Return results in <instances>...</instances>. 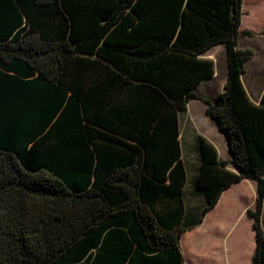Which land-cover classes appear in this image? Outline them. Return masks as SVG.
Here are the masks:
<instances>
[{
  "label": "trees",
  "instance_id": "trees-1",
  "mask_svg": "<svg viewBox=\"0 0 264 264\" xmlns=\"http://www.w3.org/2000/svg\"><path fill=\"white\" fill-rule=\"evenodd\" d=\"M242 3L0 0V264H182L183 233L244 177L257 180L247 215L264 264V92L255 107L240 80L254 54L238 46L252 33ZM219 43L212 100L196 87ZM196 98L231 158L197 136L193 217L179 115Z\"/></svg>",
  "mask_w": 264,
  "mask_h": 264
},
{
  "label": "crops",
  "instance_id": "crops-1",
  "mask_svg": "<svg viewBox=\"0 0 264 264\" xmlns=\"http://www.w3.org/2000/svg\"><path fill=\"white\" fill-rule=\"evenodd\" d=\"M222 44L223 43H219L217 45L212 46L201 56L205 58H211L207 56L209 52L216 49V47H220L219 52L222 53L224 57L226 80V49L225 45ZM254 57L255 53L253 54L252 58L246 62V67L249 62L253 61ZM244 74L245 72L240 74V80L245 90V97L252 105H254L255 107H260L261 105H263L262 96L264 92V79L257 86L255 95H252V92L254 91L255 87L254 85H252L251 87L249 85V82L248 84L245 83ZM213 77L214 75L204 80L196 87V91L198 94H200L202 97H208L212 100L216 99L219 93L223 91L225 80L223 82V88L219 89V92H217V94L214 96H211L209 93L199 92V88L203 87V85H205ZM206 107L207 103L203 98L191 99L186 105V110L184 111V113L186 112V122L197 133L194 136L195 138L198 135H202V133L199 128L196 129L194 122L192 121L191 116L188 113L189 108L203 110L205 114L204 117L207 119V122H210V125H212V123H215L217 127L216 122L207 115ZM179 130V139L182 151L181 157L186 165L187 183L190 172L188 170V167L190 166V164L189 160L185 156L184 147L182 146L181 141V114L179 115ZM218 132L220 133V144L222 145V149L224 150V153L221 154L219 152V146H215L218 151V156L221 159H230L231 153L228 148L226 137L224 135V138L222 140V132H220L219 130ZM195 147L198 149L197 142ZM198 164L199 156L197 157L195 153L193 165L190 166L192 180L195 177L196 168ZM229 168L236 171V169L232 165H229ZM249 190L251 191V200L249 202H242L240 198L243 196L244 192ZM256 197L257 180L254 178L244 177L241 180L234 182L228 188H226L221 193V196L218 199L216 205H214L205 213L201 222L198 225L187 229L183 233L180 241V250L184 256V261L182 264H253V254L256 247L255 227L253 219L247 215V209L254 207L256 203ZM202 203L198 205H201ZM195 207L196 206H193L194 209L192 210L193 217H195V215L197 216L199 211V209L197 210L195 209Z\"/></svg>",
  "mask_w": 264,
  "mask_h": 264
},
{
  "label": "rangeland",
  "instance_id": "rangeland-1",
  "mask_svg": "<svg viewBox=\"0 0 264 264\" xmlns=\"http://www.w3.org/2000/svg\"><path fill=\"white\" fill-rule=\"evenodd\" d=\"M242 22L240 26V31L249 30L252 33H242L238 37V45L241 48H251L255 53V57L252 62L247 64V69L245 68L244 80L245 83L252 87L254 85L255 89L252 95H255L257 86L264 79V0H243L242 3ZM223 45V44H222ZM220 47L209 52L207 55L211 57L215 62V74L212 79H210L203 87L199 88L201 93H209L214 96L219 92V89L223 88V82L225 80V64L223 54L219 52ZM188 113L191 116L192 121L196 129H200L202 135L206 137L213 145L219 146V152L224 153L222 145L220 144V133L215 125L207 122L204 117L205 114L203 110H196L195 108H189ZM208 118V117H207ZM181 129H182V146L184 147V153L186 158L189 160L190 166L193 165L195 159V153L197 157L199 156V151L195 147L197 142V134L193 128L186 122V112L181 113ZM222 134V140L224 134ZM221 146H220V145ZM192 147V148H191ZM188 167L189 176L186 183V204L187 207L197 206L202 203V199L199 195L194 192V179L191 176V167ZM193 190V191H192ZM242 202H249L251 200V191L244 192L243 196L240 198ZM200 210L198 211V213ZM262 223L264 226V217L262 218Z\"/></svg>",
  "mask_w": 264,
  "mask_h": 264
}]
</instances>
